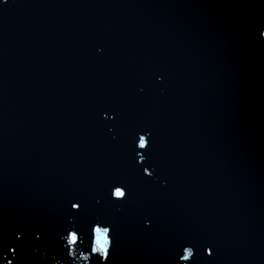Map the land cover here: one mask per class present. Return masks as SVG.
<instances>
[{
    "label": "water",
    "instance_id": "water-1",
    "mask_svg": "<svg viewBox=\"0 0 264 264\" xmlns=\"http://www.w3.org/2000/svg\"><path fill=\"white\" fill-rule=\"evenodd\" d=\"M91 255L264 264V0H0V264Z\"/></svg>",
    "mask_w": 264,
    "mask_h": 264
},
{
    "label": "snow or ice",
    "instance_id": "snow-or-ice-1",
    "mask_svg": "<svg viewBox=\"0 0 264 264\" xmlns=\"http://www.w3.org/2000/svg\"><path fill=\"white\" fill-rule=\"evenodd\" d=\"M151 145V133L148 132L145 134L144 132L138 133V140L134 142V146L141 150H147ZM138 157V163L144 164L147 160L146 155L143 152H138L135 154ZM143 173L147 176L151 177L154 173L150 170L149 167L143 168ZM110 195L114 197L117 201H124L127 199L128 190L127 186L122 183H117L112 186ZM83 207L82 202H72L71 208L75 209L77 213ZM114 229L111 225L107 224L103 220H97L96 222L91 224V241H94V246L91 247V254H99L104 262H107L110 259L111 251L115 246V238L112 235ZM82 234L76 230L75 227L68 230L67 235L63 237L66 241H79L81 240ZM69 243L65 245L68 247ZM209 255L213 254L212 248L207 249ZM13 254H15L16 249H12ZM71 250L69 248V254ZM183 255L179 257L182 261H191L195 258V249L192 246H187L183 248ZM9 264H12L9 261ZM91 264H92V255H91Z\"/></svg>",
    "mask_w": 264,
    "mask_h": 264
}]
</instances>
